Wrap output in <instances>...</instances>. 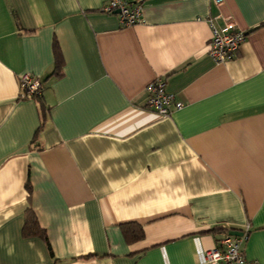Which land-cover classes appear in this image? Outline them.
I'll return each instance as SVG.
<instances>
[{
	"label": "crops",
	"instance_id": "0c3cea01",
	"mask_svg": "<svg viewBox=\"0 0 264 264\" xmlns=\"http://www.w3.org/2000/svg\"><path fill=\"white\" fill-rule=\"evenodd\" d=\"M107 1L0 0V264H200L247 223L264 264V0H144L132 26ZM210 18L247 34L223 63ZM157 77L183 108H147ZM30 210L51 249L24 235Z\"/></svg>",
	"mask_w": 264,
	"mask_h": 264
},
{
	"label": "built area",
	"instance_id": "2783aa9c",
	"mask_svg": "<svg viewBox=\"0 0 264 264\" xmlns=\"http://www.w3.org/2000/svg\"><path fill=\"white\" fill-rule=\"evenodd\" d=\"M224 0H213L221 4ZM144 0H108L101 10L108 14H117L123 26H132L141 21ZM211 39L209 42V55L217 63H223L233 58L245 41L247 34L243 29H238L235 23L227 19L225 25L219 26L213 18L209 19ZM167 82L164 77H157L147 85V108L159 116H167L173 109H181L184 104L176 101L175 96L167 91ZM43 81L31 73L20 77L19 97L29 98L42 93ZM242 235L224 234L218 239L216 245L208 249L205 258L200 264H250L247 260L242 245L250 234V224H246Z\"/></svg>",
	"mask_w": 264,
	"mask_h": 264
},
{
	"label": "trees",
	"instance_id": "16d2710c",
	"mask_svg": "<svg viewBox=\"0 0 264 264\" xmlns=\"http://www.w3.org/2000/svg\"><path fill=\"white\" fill-rule=\"evenodd\" d=\"M62 58H61V54H59V52L57 51V63H56V68H55V74H60L61 70H62ZM43 89L44 87H42V93L40 95H34L32 96L35 99H38L39 103H40V111H41V118H42V125L45 122L46 116H47V107L46 105L43 103ZM28 188L30 190V185H28ZM217 230V229H215ZM122 231L123 234L125 236V239L128 242H133V241H137L140 240L141 238H143L144 236V229L142 227V225H140L137 222H128V223H124L122 224ZM23 233L25 236L27 237H34V236H38L43 238L46 242L47 245L49 246V249H51V245L49 242V238H48V234L46 232V230L40 225L35 213L33 210H30L27 213V217H26V222L23 228Z\"/></svg>",
	"mask_w": 264,
	"mask_h": 264
},
{
	"label": "water",
	"instance_id": "95a60500",
	"mask_svg": "<svg viewBox=\"0 0 264 264\" xmlns=\"http://www.w3.org/2000/svg\"><path fill=\"white\" fill-rule=\"evenodd\" d=\"M229 233L232 235H242L243 234V232L240 230H231Z\"/></svg>",
	"mask_w": 264,
	"mask_h": 264
}]
</instances>
